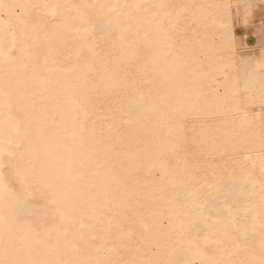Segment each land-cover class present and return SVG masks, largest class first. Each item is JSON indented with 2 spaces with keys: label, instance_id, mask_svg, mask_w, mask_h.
<instances>
[{
  "label": "bare ground",
  "instance_id": "obj_1",
  "mask_svg": "<svg viewBox=\"0 0 264 264\" xmlns=\"http://www.w3.org/2000/svg\"><path fill=\"white\" fill-rule=\"evenodd\" d=\"M5 2L30 7L27 28L14 22L11 59L0 58V94L12 100L0 106V147L12 153L0 163L23 167L35 148L53 170L66 175L71 160L80 175L58 197L64 219L45 185H30L24 212L36 234L0 225V257L16 245L36 261L164 259L183 213L210 237L212 258L227 259L226 233L245 230L259 256L264 0ZM247 170L255 185L243 181ZM58 233V251L42 245Z\"/></svg>",
  "mask_w": 264,
  "mask_h": 264
},
{
  "label": "snow or ice",
  "instance_id": "obj_2",
  "mask_svg": "<svg viewBox=\"0 0 264 264\" xmlns=\"http://www.w3.org/2000/svg\"><path fill=\"white\" fill-rule=\"evenodd\" d=\"M30 7L24 4L6 3L5 0H0V30L3 31L6 38H11V47L0 49V58L11 59L9 53L15 48V27L14 22L23 25L27 28V21L24 18L25 10ZM137 8L140 6L137 5ZM155 7L164 10L169 7L167 5H156ZM17 9H20V13H17ZM167 15H171L168 13ZM87 23L86 20L83 21ZM85 32L89 29L85 28ZM165 37L167 32L161 28ZM258 39L261 41L260 47L261 62L264 63V26L261 27ZM95 51V49H91ZM159 57H166L168 53L161 50L157 53ZM12 104L11 97L7 92L0 94V106L6 111ZM78 107V105H77ZM9 123L14 131L20 135V129L18 124L12 118L9 113ZM25 140L24 136H20L18 144H23ZM12 144V141H8ZM262 154L259 160V167L261 174L264 175V142L261 144ZM12 155L7 149L0 147V156ZM245 160H249L245 157ZM72 161H68L69 167L65 170L66 175H62L59 171L53 170L49 166V161L42 156V154L32 148L25 154V164L23 167L17 164H4L0 163V225H3L5 234L12 233L13 231H21L36 234L35 221L28 218L24 210L29 209L32 205L29 203V198L32 196L30 185L34 183H43L48 189L51 200L49 203L54 207L52 210L55 214L61 216L62 219L66 218L63 211V201L58 197L66 189L69 188L68 179L73 177L74 179L79 177V173H75L73 176ZM256 167V162L252 161V168ZM244 182H250L255 185L254 176L251 170H247L242 177ZM90 191V190H89ZM261 205L264 207V183L260 185ZM95 212L96 209H93ZM196 214L204 219L205 223L207 219L211 218L210 213L205 217V213L199 205H196ZM181 215L178 213V216ZM186 219H180L178 221L177 230L172 234L169 239L172 245V250L164 259L141 260L138 264H264V221L261 223L262 231L259 233V256L255 254L253 245L247 242L246 232H241L240 236H234L230 233H226L231 238L232 250L228 254L227 259H215L209 256L205 250L204 245L209 243L210 237L203 235V230L200 227V223L197 219H194L191 213H183ZM214 223L216 221H213ZM111 223V221H110ZM58 231V230H57ZM255 233V229L252 230ZM203 239L201 240V237ZM244 237V239H241ZM61 238V234H57L55 242L51 238L43 240L41 243L44 247H48L51 251H58V242ZM23 249L12 245L11 249L5 247L2 257H0V264H114L111 260H32L22 259L21 253ZM188 253L192 258L189 259L184 256V253ZM160 253H153V255H159ZM115 264H124L123 261L115 262ZM131 264H137L136 261Z\"/></svg>",
  "mask_w": 264,
  "mask_h": 264
}]
</instances>
